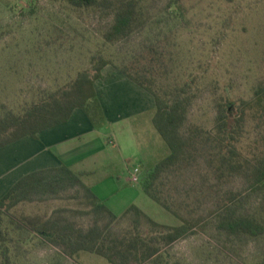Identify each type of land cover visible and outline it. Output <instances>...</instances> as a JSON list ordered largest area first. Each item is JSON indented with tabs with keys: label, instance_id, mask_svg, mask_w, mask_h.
Here are the masks:
<instances>
[{
	"label": "rangeland",
	"instance_id": "obj_1",
	"mask_svg": "<svg viewBox=\"0 0 264 264\" xmlns=\"http://www.w3.org/2000/svg\"><path fill=\"white\" fill-rule=\"evenodd\" d=\"M145 3L146 25L108 43L103 32L113 20L112 2L108 6L75 8L63 0H0V117L9 109L19 111L44 90L63 86L91 66L92 56L99 55L108 60L103 71L109 75L122 74L117 68L128 66L160 78L175 74L184 80L195 77L197 97L183 127L187 131L213 127L215 101L220 96L227 98L234 110L241 98H250L257 85L264 84V0ZM155 48L157 59L152 63L155 57L151 51L155 53ZM102 105L107 106V99ZM83 111L93 132L71 141L69 152L60 157L74 164V169L81 163L92 167L91 162H95L93 181L103 182L82 179L102 197H111L109 205L114 214L120 216L136 204L164 224L181 223L188 214L196 218L192 231L166 248L170 264H258L264 258V237L234 236L217 228L231 194L240 200L237 212L252 213L261 207L264 194L251 193L244 177L219 180L204 157L192 166L167 170L157 181L158 191L170 208L167 210L141 189L147 171L169 153L152 123L153 111L137 112L117 123H109L106 117L104 121L94 119ZM103 135L108 138L103 139ZM12 143L0 147V186L4 189L0 198L17 173L8 172L19 160V153L8 148ZM142 151L148 154V161L139 166L138 182L128 183L125 166L138 165L142 159L136 155ZM103 154L112 156V165L106 164ZM89 208L84 191L74 188L59 197L22 202L11 209L5 216L6 222H13L7 223L13 238L9 241L11 264H111L86 251L70 257L42 240L29 226L17 229L24 218L36 223L56 217L87 228L89 217L79 211ZM128 225L127 217L120 218L111 229L122 232ZM0 264H4L1 257Z\"/></svg>",
	"mask_w": 264,
	"mask_h": 264
},
{
	"label": "trees",
	"instance_id": "obj_2",
	"mask_svg": "<svg viewBox=\"0 0 264 264\" xmlns=\"http://www.w3.org/2000/svg\"><path fill=\"white\" fill-rule=\"evenodd\" d=\"M63 1L75 8L108 6L112 2L113 20L103 32V39L108 43L129 36L147 23L145 0ZM151 53L155 57L153 63L158 49ZM91 61L88 69L79 71L63 86L44 90L19 111H6L0 117V147L27 136L37 138L39 132L67 122L75 109L86 110L90 117L103 120L105 116L95 83L104 78L103 69L109 62L101 55L92 56ZM117 69L153 97L152 123L169 148V153L143 177L141 189L148 197L169 210L166 199L158 191V179L177 166H192L199 157H204L217 179L240 175L251 193L264 194V84L259 83L250 98H241L234 110L227 98L220 96L215 101L213 127L187 131L183 127L197 97L195 77L184 80L175 74L160 78L128 66ZM83 175L61 164L29 172L8 188L0 198V257L3 263L11 264L9 241L13 238L7 223L13 222L5 220L11 209L22 202L59 197L62 192L80 188L90 206L88 210L79 211L89 217L87 228L74 220L56 217L36 223L24 218L17 224V229L29 226L42 240L59 247L70 257L86 251L111 264H170L166 248L192 231L197 223L194 215L182 217L181 223L175 225L164 224L131 204L118 216L84 183ZM230 196L231 202L220 213L217 228L234 236L264 237V197L257 211L242 213L235 208L240 200ZM125 217L128 228L122 232L113 231L111 225ZM258 264H264V258Z\"/></svg>",
	"mask_w": 264,
	"mask_h": 264
},
{
	"label": "crops",
	"instance_id": "obj_3",
	"mask_svg": "<svg viewBox=\"0 0 264 264\" xmlns=\"http://www.w3.org/2000/svg\"><path fill=\"white\" fill-rule=\"evenodd\" d=\"M103 73L104 78L96 81L95 89L99 97L104 116L107 118L109 123H117L120 122L121 119L127 120L135 116V113L137 112L142 113L144 111H153L154 114V99L148 92L140 88L135 83L132 84V82H130V80L122 74L109 75L106 74L105 71H103ZM101 82L105 83L101 84ZM128 94H132V97ZM104 99H107V106L102 105V101ZM103 106H106V108ZM91 132H93V129L87 115L82 109H75L67 122L39 132L36 140L24 137L17 140V142L8 145V148H12L14 151L19 153V160L17 164L11 167L8 171L10 174L17 171L15 176H13L9 181L8 187L19 179L21 175H25L38 169L58 167L61 164L71 167L75 172L83 173L84 175L82 178H86L92 182L94 180V169L92 167H96L94 161L91 162L92 167H89V164L81 163L77 165V169H74V164L72 165L70 162L68 163L67 161H63L62 157H60V155L69 152L68 145L71 141H76ZM105 137L108 138L107 135H103V139H105ZM102 156L105 157L107 162L106 164L112 165V163L109 162L112 157L111 155L103 154ZM136 156L142 159L138 165H135L132 168H129L127 165L125 166L128 172L126 181L132 184L134 183L130 181V174L133 169L138 167L140 173L139 166L144 165V161H148V154L144 153V151L140 153L138 152V155ZM97 159L98 157L95 156L94 160ZM82 160L83 158L79 161L82 162ZM100 181V179H96L93 182L98 184ZM1 192H4V189L0 186V194ZM94 193L105 202L110 210H112V205H109V203L112 202L110 196L102 197L99 193Z\"/></svg>",
	"mask_w": 264,
	"mask_h": 264
},
{
	"label": "built area",
	"instance_id": "obj_4",
	"mask_svg": "<svg viewBox=\"0 0 264 264\" xmlns=\"http://www.w3.org/2000/svg\"><path fill=\"white\" fill-rule=\"evenodd\" d=\"M139 169L138 167H135L132 171V173L130 174V181L133 182V183H137L138 180H139Z\"/></svg>",
	"mask_w": 264,
	"mask_h": 264
}]
</instances>
